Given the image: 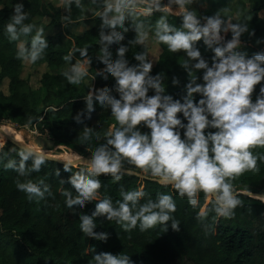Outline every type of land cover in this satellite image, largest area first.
Here are the masks:
<instances>
[{
    "label": "clouds",
    "instance_id": "clouds-1",
    "mask_svg": "<svg viewBox=\"0 0 264 264\" xmlns=\"http://www.w3.org/2000/svg\"><path fill=\"white\" fill-rule=\"evenodd\" d=\"M193 2L91 0V3L101 5L95 13L101 19L96 58L105 65L96 76H102L105 81L109 76L114 77L113 88L119 96L112 94L113 88L89 87L84 96L85 107L75 114L74 120L82 123L84 119H91L98 104L110 108L116 124L108 127L104 143L94 150L87 148L91 152L90 158L85 160L77 155L74 159H62L63 170L71 174L66 180L61 178L60 183H67L74 190H61L66 207L75 214L88 202H96L90 214L82 211L79 214V228L87 237L108 239V232L95 230L94 218L98 216L115 220L125 231L137 226L140 231H145L156 225L167 230L169 222L173 230L179 231L180 222L172 215L176 203L168 193L160 192L155 199L145 200L146 193L141 185L131 190L121 186V199L115 202L110 196H100L102 184L98 177L107 175L120 181L125 163L134 165L143 176L158 184L170 186L176 195L187 198L193 208L198 207V197L203 192L211 208L199 206L196 218L202 221L209 211H214L217 216H231L241 203L231 180L245 171L256 170L258 159L264 162V154L252 151L257 146L264 147V84L260 83L264 80V52L249 56L240 50L242 34H253L249 32L247 16L241 18L240 14L228 15L221 10L211 15H197L188 7ZM73 4L84 10L82 0H64L66 9ZM153 11L162 14L154 26H146L140 17L150 16ZM169 14L181 17L180 26L169 23ZM27 18L23 0H16L3 31L10 42H16V58L35 63L44 56L48 40L43 28L25 23ZM127 20L131 21L128 25ZM129 29L135 32V37L128 45L145 46L151 29L155 40L166 45L170 52L184 50L186 58L180 65L189 79L182 97L166 94L162 74H151L153 61L144 51L134 53L138 63H129L125 55L128 45L121 43ZM229 32L231 38L226 39L225 34ZM201 39L214 53L211 66L196 46ZM114 45H120L115 59L111 51ZM77 51L80 59L72 62ZM63 59L69 66L60 74L69 84L80 85L89 75L88 66L92 62L87 48H74ZM198 70H204L202 82H197ZM171 83L178 85L179 78L173 77ZM257 84H260L259 92L253 100L252 93ZM150 89L154 91L153 95H148ZM194 94H199L200 98L194 99ZM142 128L148 131H142ZM80 135L85 143L89 142L93 128L85 125ZM12 152L18 160L8 156ZM8 153H0V164L18 174V190L26 193L29 200H42L46 194H52L43 178L35 181L29 178L49 159L46 152L21 143L19 147L9 148ZM74 167L76 171H73ZM56 175H60V169ZM88 264L134 262L127 254L101 251L94 253Z\"/></svg>",
    "mask_w": 264,
    "mask_h": 264
},
{
    "label": "trees",
    "instance_id": "trees-1",
    "mask_svg": "<svg viewBox=\"0 0 264 264\" xmlns=\"http://www.w3.org/2000/svg\"><path fill=\"white\" fill-rule=\"evenodd\" d=\"M166 2L167 0H161L162 4H167ZM23 3L24 10L28 13L25 23L35 25V17L48 16L52 18L53 24L61 25V14L51 5L42 0H25ZM12 6H0V84L9 78V94L0 91V120L7 118L22 126L39 124L41 133L46 137L40 136L41 140H33L34 147L46 153L48 147L56 144L77 150L90 158L91 152L87 148L94 150L98 144L104 143L108 127L116 124L110 108H102L98 104L91 119L77 123L73 118L85 107L84 96L90 86L103 89L113 88L115 84L114 77L109 76L105 81L102 76H96L97 71L102 72L105 67L96 58L99 53L101 19L95 16V25L88 28L83 35H71L74 41L69 50L58 48L61 34L45 36L48 40L45 54L32 64L55 68L56 71L43 72L38 80L39 87L34 88L29 83V78L22 76L23 62L16 58V42H10L3 31ZM71 7L76 19L84 17L81 9L75 4ZM172 7L176 8L175 5ZM218 10L233 16L240 14L241 18L247 16L249 32L253 34H242L240 50L246 51L249 56L264 52V0H215L213 6L202 15H211ZM161 14L159 11H153L150 16L140 18L146 26H154L155 20ZM168 20L176 26L182 23L181 17L173 14L168 15ZM125 23L128 25L131 21L127 20ZM124 36L121 43L128 45V41L135 37V32L129 29ZM225 38L230 39L231 33L225 34ZM148 40L162 49L153 64L151 74H162L166 94H171L174 98L182 97L185 94L184 85L189 79L187 72L180 65L186 58L184 50L170 52L166 45L155 40L151 29ZM119 46L114 45L111 48L114 59ZM196 46L211 66L214 53L205 44L203 46L196 43ZM81 47H86L88 55L92 57L88 71L90 78L95 79L91 85H83L78 90L76 85L69 84L58 70L69 63L63 57L70 50ZM128 49L125 55L130 64L138 63L134 58L136 52L144 51L150 59L147 46L128 45ZM203 71H197V82H202ZM173 77L179 78L178 85L171 83ZM260 83L264 84V80ZM257 86L260 87V84ZM112 94L117 98L119 96L114 88ZM153 94L154 91L150 89L148 95ZM256 95L257 92L253 91V100ZM199 98V94H194V99ZM85 125L93 128V137L87 143L80 135ZM142 131L148 129L142 128ZM13 147H19V144L8 139L0 153H8V149ZM252 151L254 154H264V147L257 146ZM8 156L19 159L15 152L8 153ZM56 158L46 160L40 171L32 172L29 177L34 181L43 178L49 185L52 194H46L42 200H29L27 194L16 187L18 174L0 164V264H88L94 253L101 251L127 254L134 264H264V162L259 159L256 170L245 171L231 180L234 190L238 192L237 198L241 201L233 210V214L224 217L209 211L202 221L196 218L199 206L211 208L203 192L199 194L198 207L193 208L187 198L176 195L170 186H162L143 176L141 170L134 165L124 164V169L134 173L124 171L118 182L110 176L101 175L98 177L102 184L99 189L100 196H110L114 202L121 199V186L125 190H131L143 185L145 200L155 199L160 192L172 195L176 203V210L172 215L180 222L179 231L173 230L170 222L167 230L156 225L145 231H140L138 226L125 231L115 220L108 221L103 216H98L94 218L97 224L95 230L109 233L108 239L102 241L87 237L79 228L80 211L90 214L95 208V201L88 202L84 209L75 214L66 207L61 190H74L67 183L61 184L60 180H66L71 173L64 171L62 159ZM30 163L31 161L28 162L29 165ZM57 169H60V175H56ZM76 170L74 167L73 171Z\"/></svg>",
    "mask_w": 264,
    "mask_h": 264
},
{
    "label": "rangeland",
    "instance_id": "rangeland-1",
    "mask_svg": "<svg viewBox=\"0 0 264 264\" xmlns=\"http://www.w3.org/2000/svg\"><path fill=\"white\" fill-rule=\"evenodd\" d=\"M212 0H194L193 4H191V9L195 10L196 14L198 15L199 13L204 12L205 10H207L210 6H211ZM196 43L199 44H203L204 46V42L203 39H201L200 41H197ZM145 46H147L148 49V54L150 57V60L154 62L157 60L159 54L161 53V48L157 45H154L152 43L149 42V40L147 39L145 42ZM206 49V46H205ZM76 59H80L79 54H74V59L72 62H75ZM24 64V66H23ZM22 68V76L23 78H29V83H31V85L34 88L39 87V78L42 75L43 72H54L56 71L55 68H46L43 66H36L32 63L29 62H23L21 65ZM69 66V63H67L66 65H64L62 68H60L58 70V72H62V70H64L65 68H67ZM92 81H94L93 79L90 78V75H88L87 77H85L84 81L80 84V85H76V88L79 90L81 89V87L83 85H91ZM93 88V86H92ZM90 89L87 90V92ZM259 90V86H255L254 87V91L258 93ZM0 91H2L4 94L8 95L9 94V78H6V80L0 84ZM45 94V93H43ZM114 121V119H113ZM0 125H3L4 128L0 127V144L4 145L6 143V141L8 140L7 136L10 135L13 138H15L17 141H19L20 143H26L29 144L30 146L34 147V141L36 140V138H40L43 137L45 138L46 135L41 133V128L39 126V124L35 123L33 125H19L15 122H13L10 119L7 118H3L2 120H0ZM34 140V141H33ZM41 140V139H39ZM52 146V143H51ZM48 147V146H46ZM44 147V148H46ZM36 148V147H34ZM37 149V148H36ZM48 153L51 155H54L60 159H74L77 155H81L83 156L80 152H78L77 150L74 149H67L65 148L64 145H56L53 147H48L47 148ZM38 150H42L40 148H38ZM44 152V150H42Z\"/></svg>",
    "mask_w": 264,
    "mask_h": 264
},
{
    "label": "crops",
    "instance_id": "crops-1",
    "mask_svg": "<svg viewBox=\"0 0 264 264\" xmlns=\"http://www.w3.org/2000/svg\"><path fill=\"white\" fill-rule=\"evenodd\" d=\"M42 1L45 4L54 7L56 12H59L61 14L62 23L61 25H55L52 23L51 17L37 16L35 17V26L43 28L45 36L53 37L58 34H61V43L58 46V48L68 49V50L72 48L71 45L72 42L74 41L71 35H83L88 28L93 27L95 25V22L93 20L96 16L95 13L101 7V5L98 6L99 3L96 4L91 3V0H82L84 10L81 11L83 12L84 17L80 19H76L72 12V7L70 9L65 8L64 0H42ZM214 1L215 0H212L211 6L207 10H209L213 6ZM14 3H16V0H0V6L13 5ZM166 3H168V0ZM188 7L190 8L191 5H189ZM202 13H199L198 15ZM29 38L30 37L28 38L21 37V39H29Z\"/></svg>",
    "mask_w": 264,
    "mask_h": 264
},
{
    "label": "water",
    "instance_id": "water-1",
    "mask_svg": "<svg viewBox=\"0 0 264 264\" xmlns=\"http://www.w3.org/2000/svg\"><path fill=\"white\" fill-rule=\"evenodd\" d=\"M1 128H4L3 125H0ZM5 129V128H4ZM7 138L13 142H15L16 144H21L19 141H17L15 138H13L12 136L8 135ZM39 151H42V150H39ZM43 152V151H42ZM47 155L49 156V159H57L56 157L54 156H51L50 154L47 153ZM85 160L88 159L89 157H86V156H82ZM80 162H83V161H80ZM125 172H132L134 173V171L132 170H129V169H124ZM238 193V192H237Z\"/></svg>",
    "mask_w": 264,
    "mask_h": 264
}]
</instances>
